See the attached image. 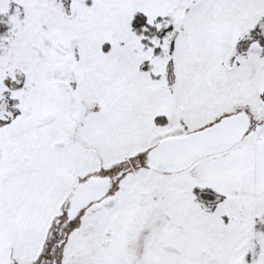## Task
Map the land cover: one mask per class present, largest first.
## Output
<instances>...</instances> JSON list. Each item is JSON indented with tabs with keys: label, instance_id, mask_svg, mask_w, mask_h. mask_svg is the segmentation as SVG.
I'll list each match as a JSON object with an SVG mask.
<instances>
[{
	"label": "snow or ice",
	"instance_id": "snow-or-ice-1",
	"mask_svg": "<svg viewBox=\"0 0 264 264\" xmlns=\"http://www.w3.org/2000/svg\"><path fill=\"white\" fill-rule=\"evenodd\" d=\"M0 264H264V0H0Z\"/></svg>",
	"mask_w": 264,
	"mask_h": 264
}]
</instances>
